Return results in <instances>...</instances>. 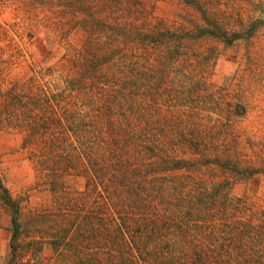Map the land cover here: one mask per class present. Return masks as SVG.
I'll return each mask as SVG.
<instances>
[{
  "label": "trees",
  "instance_id": "1",
  "mask_svg": "<svg viewBox=\"0 0 264 264\" xmlns=\"http://www.w3.org/2000/svg\"><path fill=\"white\" fill-rule=\"evenodd\" d=\"M158 1L40 0L56 26L78 22L89 36L60 67L34 65L4 91L0 130L21 134L54 196L25 213L0 178L6 264L45 244L53 264H264V208L231 191L260 167L242 165L233 119L199 77L216 50L206 42L243 32L216 12L230 0H177L201 19L178 25Z\"/></svg>",
  "mask_w": 264,
  "mask_h": 264
},
{
  "label": "rangeland",
  "instance_id": "2",
  "mask_svg": "<svg viewBox=\"0 0 264 264\" xmlns=\"http://www.w3.org/2000/svg\"><path fill=\"white\" fill-rule=\"evenodd\" d=\"M229 4L227 8L215 7L216 12L219 15V7L230 33L241 30L243 36L230 44L219 39L206 42V48L216 46V50L213 65L199 77L222 103H216L214 111L224 110L227 119H233L242 165L260 167L234 184L232 194L248 196L264 208V0H230ZM156 11L171 25L183 23V16L201 21L199 10L184 8L177 0H159ZM53 16L40 0H0V106L4 91L23 82L34 65L60 67L65 57L86 42L89 32L85 26L78 22L56 26ZM21 142L19 132L0 130V178L13 197L22 199L26 213L53 204L54 196L49 185L37 183L40 178ZM75 181L82 189L83 177ZM21 220L24 222V217ZM11 235V211L0 209V264H6L11 256ZM53 257L51 246L45 244L39 255L19 253L15 264H53Z\"/></svg>",
  "mask_w": 264,
  "mask_h": 264
}]
</instances>
